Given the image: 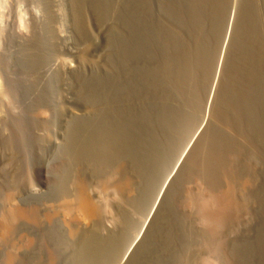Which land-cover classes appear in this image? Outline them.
Masks as SVG:
<instances>
[{
    "label": "rangeland",
    "instance_id": "1",
    "mask_svg": "<svg viewBox=\"0 0 264 264\" xmlns=\"http://www.w3.org/2000/svg\"><path fill=\"white\" fill-rule=\"evenodd\" d=\"M0 30V137L19 144L0 152V212L44 213L82 179L105 210L17 225L0 264L11 249L19 264L52 250L56 264H219L217 204L200 201L264 174V0H0ZM81 53L96 65L62 73Z\"/></svg>",
    "mask_w": 264,
    "mask_h": 264
},
{
    "label": "bare ground",
    "instance_id": "2",
    "mask_svg": "<svg viewBox=\"0 0 264 264\" xmlns=\"http://www.w3.org/2000/svg\"><path fill=\"white\" fill-rule=\"evenodd\" d=\"M47 1V0H46ZM49 1V0H48ZM51 3V1H50ZM56 3V2H55ZM53 3V5L55 4ZM52 5V3H51ZM52 5V6H53ZM56 7V5L53 6V8ZM51 8V7H50ZM57 8V7H56ZM61 8V7H60ZM58 9V8H57ZM56 9V10H57ZM49 10V9H48ZM55 10V9H54ZM61 11V9H60ZM52 11H49V13ZM85 12V11H84ZM83 12V13H84ZM61 12L56 11L54 13H52L53 16H57ZM63 13V12H62ZM65 13V12H64ZM81 13V12H80ZM82 13V14H83ZM79 14V13H78ZM51 15V16H52ZM50 16V17H51ZM84 17H82L81 21L83 22V27H86L88 29V25L90 24L88 22V17L86 18L85 13L83 15ZM53 18V17H52ZM58 18V17H57ZM55 19V18H54ZM61 20V18H59ZM96 19V18H95ZM50 21V20H49ZM53 23V22H51ZM48 24V23H47ZM63 25V24H62ZM49 29V28H48ZM80 29V28H79ZM81 30V29H80ZM1 31V30H0ZM30 31V30H29ZM86 31V30H85ZM35 33V32H34ZM89 33V32H88ZM1 34V32H0ZM3 35V34H2ZM37 34H33L32 38L36 37ZM40 40V39H39ZM38 40V41H39ZM43 40V39H41ZM56 40V39H55ZM54 40V41H55ZM3 41V40H0ZM57 41V40H56ZM59 41V40H58ZM42 43V42H41ZM53 43V41H52ZM54 44V43H53ZM90 46V45H89ZM87 48V47H84ZM89 49V47H88ZM87 49V51H88ZM38 50V49H37ZM36 52V51H35ZM46 52V51H45ZM82 54V53H81ZM53 55V54H52ZM39 56V55H38ZM45 56V55H44ZM62 56V55H61ZM88 56V53H87ZM86 56V57H87ZM76 60L72 63H68L66 60V63H64L62 61V63L64 64V69L63 66H59L61 67L60 69L61 72L64 70L67 72H78L81 73L83 71V69L85 67H89V66H93L96 65L93 62H95L93 60L92 62V58L91 60L89 59L86 60L87 58L82 54V55H77L76 56ZM40 58V57H39ZM62 60V58L60 59ZM98 62V60H97ZM61 63V64H62ZM96 63V62H95ZM57 66V67H58ZM58 67V68H59ZM40 69V68H39ZM59 69V70H60ZM38 70V68H37ZM57 71V70H56ZM41 72V71H40ZM64 73V72H62ZM7 74V73H6ZM58 75V73H57ZM3 76L0 74V92L3 93L5 89L6 84H4V78H2ZM41 78V77H40ZM8 79V78H7ZM8 87V86H6ZM10 90H8L9 92ZM6 92V91H5ZM5 92L3 94H5ZM8 94V93H7ZM6 94V95H7ZM12 94V93H10ZM46 105V104H44ZM58 104L55 106V108L53 109V111L50 108H43L40 107L39 109V113L41 115V117L48 115L49 113L46 111H50L51 116H54L53 114L56 113L57 114V109L61 108L63 109V107H57ZM57 107V108H56ZM59 109V111L61 110ZM91 111V110H90ZM88 111V112H90ZM67 113V112H66ZM70 113V112H69ZM2 114V113H1ZM55 114V115H56ZM71 116L76 119L80 116V114H78L77 112H71L70 113ZM3 115V114H2ZM39 115V116H40ZM48 115V118H49ZM1 116V115H0ZM5 116V115H4ZM70 117V116H69ZM3 117H1L2 119ZM7 118V117H6ZM39 118V117H38ZM72 118V119H73ZM5 119V118H3ZM2 119V122H3ZM50 119V118H49ZM73 119V120H74ZM44 120V119H43ZM40 120V121H43ZM46 121H48V119H45ZM39 121V122H40ZM45 121V123H46ZM0 122V123H2ZM43 123V122H41ZM44 123V124H45ZM2 125V124H1ZM48 131V130H47ZM41 135V134H40ZM38 137V136H37ZM21 138V137H20ZM56 138V137H55ZM38 139V138H36ZM52 139V138H51ZM58 139V138H57ZM22 140V144H23V139ZM21 140L18 139V142L21 144ZM39 140V139H38ZM212 141V140H211ZM17 139L16 141L13 143L11 140L8 141H3L0 137V152L3 151H8L11 148H14L16 145ZM21 144V145H22ZM58 144V143H57ZM13 145V146H12ZM18 143L16 145V147H18ZM216 146V144H214ZM15 147V148H16ZM19 148V147H18ZM23 148V147H22ZM197 149V148H196ZM214 149V148H213ZM213 151V150H212ZM221 153V152H220ZM212 154V153H211ZM214 154V153H213ZM231 155V154H230ZM211 156V155H210ZM232 156V155H231ZM235 157V155H234ZM98 158V157H97ZM220 158V157H219ZM237 158V157H235ZM102 160V159H101ZM233 160V159H232ZM189 161V160H188ZM251 161V159H250ZM224 162V160H223ZM206 163V162H205ZM217 163H219L217 161ZM227 164V162L225 163ZM198 165V164H197ZM254 167L257 165L256 161L253 162ZM226 166V165H225ZM198 167V166H197ZM210 167V166H209ZM217 168V167H216ZM232 168V167H231ZM228 169V168H227ZM224 171V170H223ZM204 172V170H203ZM225 172V171H224ZM202 173V172H201ZM207 173V172H206ZM256 172L254 175H252L251 178L246 179L244 182L243 187H239L235 182L230 184L231 186L228 185V188L226 191L222 192V193H218V195L216 196H212L211 194L209 195V197L207 196L206 198H200V206H202L203 209H211L210 206L212 207V203L213 206H215L214 208V212L210 213L212 214V217L210 215H206L205 216V220L209 225H211V228L213 229V231L217 234H219V239L217 242V251L219 253V264H264V174L261 172ZM197 174V173H196ZM196 174L194 176H196ZM221 174V173H220ZM219 174V175H220ZM204 175V174H203ZM205 176V175H204ZM109 178V177H108ZM206 178V176H205ZM107 179V178H106ZM112 179V178H111ZM195 179H197L195 177ZM208 179V178H207ZM227 179V178H226ZM120 180V179H119ZM202 182V179H200ZM212 181V180H211ZM120 182V181H119ZM125 183H119L116 187V189L118 191H121L119 189H124L128 187L130 184L132 185V183L123 181ZM199 182V181H198ZM204 182V181H203ZM214 182V180H213ZM118 183V182H117ZM130 183V184H129ZM200 183V182H199ZM210 183V182H209ZM230 183V182H229ZM89 183L82 179L79 181L78 185V192L74 195H70V194H65L66 196L62 198V200L60 202H58L57 204H54L52 206L51 209L44 211V213H42L40 211V209L38 207H36V205H29V206H22L21 204H11L10 206H8L7 209H4L2 212H0V243L3 244L5 241H8L9 239H12V235L15 234V230L17 229V225L19 226L20 224L23 223H36L37 225L39 224H44L45 221H52L54 222L58 217L56 215L62 214L65 216H68L69 218H73V219H79L85 222H90L93 223L94 220L99 219L102 216V212L105 211L103 209V203L99 202L98 200L95 199L94 195L91 193L90 190V186L88 185ZM101 184V183H100ZM202 184V183H201ZM205 184V183H204ZM208 184V183H207ZM228 184V183H227ZM89 186V187H88ZM108 186V185H107ZM202 186V185H201ZM205 186V185H204ZM214 186V185H211ZM109 187V186H108ZM210 187V186H209ZM207 187H205L206 189ZM210 189V188H207ZM206 189V190H207ZM123 190V191H124ZM202 190V189H201ZM213 190V189H212ZM31 193L33 195H38L40 193V190H37L36 188H32ZM130 191V190H129ZM203 191V190H202ZM216 192V191H214ZM131 193V192H130ZM189 193V191H188ZM196 193V192H195ZM200 193V192H199ZM203 193V192H202ZM206 193V191H205ZM193 194V193H192ZM204 194V193H203ZM217 194V193H216ZM101 195V194H100ZM110 195V194H109ZM196 195V194H195ZM13 195L9 194V198L10 200H14V198L12 197ZM116 196V195H115ZM194 196V195H192ZM198 196V195H197ZM97 197V196H96ZM103 197V196H102ZM196 197V196H195ZM202 197V195H201ZM191 198V197H190ZM198 198V197H196ZM98 199V198H97ZM198 200V199H197ZM188 201H189V197H188ZM214 201V202H213ZM198 202V201H197ZM196 202V203H197ZM192 203V201H191ZM195 203V201H194ZM192 203V204H194ZM199 203V202H198ZM197 203V204H198ZM199 205V204H198ZM197 205V207H198ZM193 206V205H192ZM200 206L198 211L200 210ZM108 207V206H107ZM110 207V206H109ZM196 207V205H195ZM105 208V207H104ZM107 209V208H106ZM109 209V208H108ZM109 211V210H108ZM208 211V210H207ZM213 211V210H212ZM200 212V211H199ZM205 213V211H203ZM202 213V212H201ZM232 218L234 227V233H235V238H234V250L233 253H231V250L229 249V247L227 246V242L225 239V234L223 233V229L224 228H229L227 226V224H225V221H227V223L229 222V220L227 219L228 217ZM199 216V215H198ZM64 217V216H63ZM201 217V216H200ZM204 217V216H203ZM59 218V217H58ZM198 218V217H197ZM227 219V220H226ZM231 220V219H230ZM122 221V220H121ZM231 222V221H230ZM229 222V223H230ZM232 223V222H231ZM230 223V224H231ZM97 224V223H96ZM204 224V222H203ZM229 224V225H230ZM231 224V226L233 225ZM98 225V224H97ZM205 225V224H204ZM225 225V226H224ZM129 226V225H128ZM206 226V225H205ZM227 226V227H226ZM205 228V227H204ZM209 228V227H208ZM212 231V230H211ZM14 236V235H13ZM247 236V237H246ZM84 239V238H83ZM30 241V240H29ZM9 242V241H8ZM27 240L25 245L27 244ZM30 243V242H29ZM0 244V245H1ZM205 244V243H204ZM84 246V245H83ZM211 246V245H210ZM82 247V246H81ZM212 247V246H211ZM205 248V247H204ZM215 248V247H214ZM91 250V249H90ZM53 252H51V263L52 264H56L57 261H59V257L58 254L56 252V250H52ZM8 253L5 256V263L6 264H19L20 261V253L19 255L13 250H9L7 251ZM92 254V253H91ZM211 254V253H210ZM18 255V256H17ZM49 256V257H50ZM77 256V255H76ZM75 256V257H76ZM83 257H85L84 255H82ZM88 256V255H87ZM91 256V255H90ZM78 257V256H77ZM81 257V256H79ZM230 257V258H229ZM87 258V257H86ZM86 258H83V264L88 263L86 261ZM50 259V258H49ZM79 259V258H78ZM92 259V258H91ZM80 260L82 261V259L80 258ZM205 260V259H204ZM203 260V261H204ZM211 260V259H210ZM74 261V260H73ZM76 261V260H75ZM80 261V263H81ZM104 261V260H103ZM217 261V260H216ZM195 262V261H194ZM193 262V263H194ZM59 263V262H58ZM204 263V262H203ZM211 263V261H210ZM100 264V263H99Z\"/></svg>",
    "mask_w": 264,
    "mask_h": 264
}]
</instances>
